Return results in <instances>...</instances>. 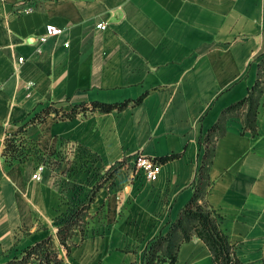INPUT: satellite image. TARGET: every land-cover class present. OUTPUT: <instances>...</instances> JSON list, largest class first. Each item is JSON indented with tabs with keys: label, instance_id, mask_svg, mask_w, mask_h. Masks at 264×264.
Instances as JSON below:
<instances>
[{
	"label": "crops",
	"instance_id": "crops-1",
	"mask_svg": "<svg viewBox=\"0 0 264 264\" xmlns=\"http://www.w3.org/2000/svg\"><path fill=\"white\" fill-rule=\"evenodd\" d=\"M252 92L250 129L249 104L224 111ZM197 184L236 259L263 261L264 0H0V264L49 237L60 264H142ZM174 264L214 260L194 237Z\"/></svg>",
	"mask_w": 264,
	"mask_h": 264
},
{
	"label": "trees",
	"instance_id": "trees-1",
	"mask_svg": "<svg viewBox=\"0 0 264 264\" xmlns=\"http://www.w3.org/2000/svg\"><path fill=\"white\" fill-rule=\"evenodd\" d=\"M247 104L250 106L248 127L252 129V121L255 119L253 113L257 105V100H255L253 92L249 97L227 108L224 114L239 113ZM96 106L105 111L113 109L111 105ZM8 150H14L10 143L8 144ZM194 189V195L191 200L179 213L178 218L170 222L168 231L164 235L157 237L144 250L142 264H161L162 262L174 264L176 262L179 245L183 242L190 241L194 237L201 239L208 246L212 253L214 264H242L235 258L233 246L230 245L226 236L219 230L214 215L208 210L206 205L202 204V191L199 185L194 186ZM87 208L88 206L82 203L74 208L65 220L59 221L57 235L60 243L66 248L75 244L72 238L77 229L82 230L84 219L88 215ZM178 238H180L179 242L176 241ZM48 241H52V238L49 237L42 242L29 246L22 252L21 256H15L4 264H38L33 260L36 258L35 256L39 259L42 253H44L43 259L51 262V258L57 256L58 253L53 249H45ZM158 253L162 254V259ZM43 259L42 261H44ZM60 261V259L56 258V263ZM255 264H264V260Z\"/></svg>",
	"mask_w": 264,
	"mask_h": 264
},
{
	"label": "built area",
	"instance_id": "built-area-1",
	"mask_svg": "<svg viewBox=\"0 0 264 264\" xmlns=\"http://www.w3.org/2000/svg\"><path fill=\"white\" fill-rule=\"evenodd\" d=\"M97 26L102 29H105L106 27L102 23L98 24ZM61 33H62V29H60L59 27L53 24H47L45 27V34H43L41 39L44 41L46 38L57 37ZM19 60L22 61L23 58L20 57ZM30 86L31 85H28V88ZM42 169H43L42 166H38L37 171L32 175V178L39 180ZM141 175L147 181H155L158 176V165L155 161L144 155H137L135 168H134V176H141Z\"/></svg>",
	"mask_w": 264,
	"mask_h": 264
},
{
	"label": "rangeland",
	"instance_id": "rangeland-1",
	"mask_svg": "<svg viewBox=\"0 0 264 264\" xmlns=\"http://www.w3.org/2000/svg\"><path fill=\"white\" fill-rule=\"evenodd\" d=\"M67 115H69V114H67ZM67 115L64 113V114H62V115H59V113L57 114V116H60V117H67ZM38 166H42L41 165V163L38 165ZM77 206H79V205H77ZM77 206H75L74 208H76ZM74 209H72L71 210V212L73 211ZM70 212V213H71ZM179 240H180V238H178L176 241L177 242H179ZM66 245V244H65ZM46 250H51V249H53L54 250V246H53V243H52V241H48V244H47V246H46V248H45ZM55 251V250H54ZM22 255V254H21ZM21 255H19V256H21ZM158 255H159V257L162 259V254L161 253H158ZM43 256H44V253H42L41 254V257L38 259V257L37 256H35L36 258L33 260V261H35L36 263H38V264H48V263H50V264H60L61 263V261H62V259L61 258H59V255H57V256H55V257H53V258H51V262H48V261H46V260H44L43 259ZM56 258H58V259H60L61 261L59 262V263H56ZM236 258V257H235ZM42 259L44 260V261H42ZM41 260V261H40ZM161 264H164L163 262L161 263Z\"/></svg>",
	"mask_w": 264,
	"mask_h": 264
}]
</instances>
